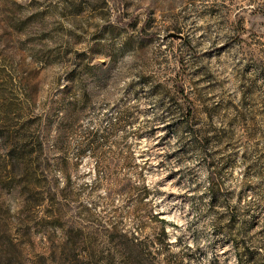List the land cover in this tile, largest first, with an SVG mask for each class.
Here are the masks:
<instances>
[{
	"label": "rangeland",
	"instance_id": "obj_1",
	"mask_svg": "<svg viewBox=\"0 0 264 264\" xmlns=\"http://www.w3.org/2000/svg\"><path fill=\"white\" fill-rule=\"evenodd\" d=\"M0 264H264V0H0Z\"/></svg>",
	"mask_w": 264,
	"mask_h": 264
},
{
	"label": "trees",
	"instance_id": "obj_2",
	"mask_svg": "<svg viewBox=\"0 0 264 264\" xmlns=\"http://www.w3.org/2000/svg\"><path fill=\"white\" fill-rule=\"evenodd\" d=\"M175 109H177L178 111H181L182 114V121L179 122L180 127L184 128V129H188V131L191 133L192 136H194V128L192 126V120H193V113H192V108L190 107V102L186 99V98H182V103H175ZM125 114L122 112L119 115V119L123 120L124 119ZM70 117L71 115L69 114V110L65 112V114L62 116V125L58 126L57 128V132H56V139H55V143L54 145H58L62 139L64 140V134L67 131V127H69V123H70ZM208 117L209 114H208ZM114 130V126L110 127L107 131V135L110 133H112V131ZM85 138L87 140V145L93 146L96 148V141L101 138L104 139L105 135L103 134V132H99V130H95V131H90V132H86L85 133ZM193 145L195 146V143H199L202 144L204 143L205 139H200L198 141H196L195 137H193ZM219 141H222L219 139ZM56 147V146H55ZM213 197H215L213 195ZM235 221V212H233V210H230V216H229V224H233V222ZM244 254V253H242ZM248 255H251L249 252L247 253ZM241 255V254H240Z\"/></svg>",
	"mask_w": 264,
	"mask_h": 264
},
{
	"label": "water",
	"instance_id": "obj_3",
	"mask_svg": "<svg viewBox=\"0 0 264 264\" xmlns=\"http://www.w3.org/2000/svg\"><path fill=\"white\" fill-rule=\"evenodd\" d=\"M180 36H181V35L178 34V33L170 32V33H168V34L165 36V38H167V37H180Z\"/></svg>",
	"mask_w": 264,
	"mask_h": 264
}]
</instances>
